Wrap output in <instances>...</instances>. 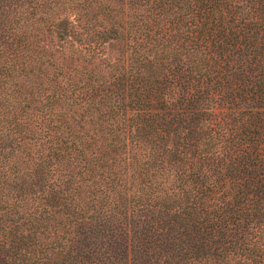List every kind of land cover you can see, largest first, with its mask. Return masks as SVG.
I'll return each instance as SVG.
<instances>
[{
    "label": "trees",
    "instance_id": "obj_1",
    "mask_svg": "<svg viewBox=\"0 0 264 264\" xmlns=\"http://www.w3.org/2000/svg\"><path fill=\"white\" fill-rule=\"evenodd\" d=\"M0 264H264V0H0Z\"/></svg>",
    "mask_w": 264,
    "mask_h": 264
}]
</instances>
